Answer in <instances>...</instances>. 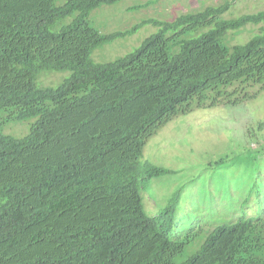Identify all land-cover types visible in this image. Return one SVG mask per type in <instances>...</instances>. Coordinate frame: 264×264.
<instances>
[{
  "label": "trees",
  "instance_id": "16d2710c",
  "mask_svg": "<svg viewBox=\"0 0 264 264\" xmlns=\"http://www.w3.org/2000/svg\"><path fill=\"white\" fill-rule=\"evenodd\" d=\"M119 1L0 0V264H264V217L215 227L177 262L199 236L172 239L165 226L179 193L158 218L141 197V178L171 173L143 159L163 126L264 91V11L226 18L236 0H225L110 34L90 25L95 9ZM147 24L157 32L132 52L90 61ZM247 26L258 32L231 44ZM49 75L58 81L46 84ZM27 120L24 137L2 132ZM253 125L239 131L255 142L264 123ZM258 151L213 165L247 170Z\"/></svg>",
  "mask_w": 264,
  "mask_h": 264
},
{
  "label": "rangeland",
  "instance_id": "374dc122",
  "mask_svg": "<svg viewBox=\"0 0 264 264\" xmlns=\"http://www.w3.org/2000/svg\"><path fill=\"white\" fill-rule=\"evenodd\" d=\"M224 1L121 0L95 9L89 16V23L100 33L110 34L130 29L144 20L170 21L179 15L201 11ZM147 2L151 4L146 8L131 10ZM259 11H264V0H236L225 17L234 18ZM258 28L247 26L232 39L231 44L247 42L258 32ZM156 32L152 24H147L134 35L95 51L90 61H113L132 52ZM58 78L49 75L45 82L53 84ZM32 122L10 121L2 127V132L21 138L29 133ZM257 122L264 123V91L256 99L237 107L221 106L213 111L181 114L146 143L143 159L171 173L147 180L141 178L145 214L158 218L179 193L172 220L168 221V215L162 216L165 226L170 229L172 239H182L189 233L199 235L190 242L177 262L193 254L205 235L215 227L235 223L240 218L264 217V152L247 170V165L240 161L227 167L213 165L225 156L230 159L242 157L245 161L244 156L249 159L257 155L259 147H264V130L255 142L248 141L246 133L244 135L239 131L253 132V124Z\"/></svg>",
  "mask_w": 264,
  "mask_h": 264
}]
</instances>
